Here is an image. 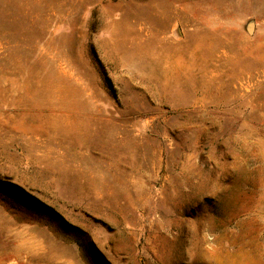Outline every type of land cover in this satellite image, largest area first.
Returning a JSON list of instances; mask_svg holds the SVG:
<instances>
[{
  "label": "rangeland",
  "instance_id": "1",
  "mask_svg": "<svg viewBox=\"0 0 264 264\" xmlns=\"http://www.w3.org/2000/svg\"><path fill=\"white\" fill-rule=\"evenodd\" d=\"M0 264H264V0H0Z\"/></svg>",
  "mask_w": 264,
  "mask_h": 264
}]
</instances>
